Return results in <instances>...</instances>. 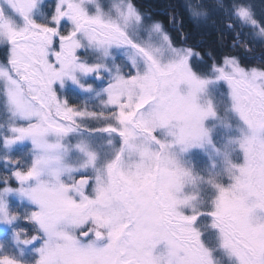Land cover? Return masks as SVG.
<instances>
[{"label":"snow or ice","instance_id":"snow-or-ice-1","mask_svg":"<svg viewBox=\"0 0 264 264\" xmlns=\"http://www.w3.org/2000/svg\"><path fill=\"white\" fill-rule=\"evenodd\" d=\"M169 8L0 0V264H264V0Z\"/></svg>","mask_w":264,"mask_h":264},{"label":"trees","instance_id":"trees-1","mask_svg":"<svg viewBox=\"0 0 264 264\" xmlns=\"http://www.w3.org/2000/svg\"><path fill=\"white\" fill-rule=\"evenodd\" d=\"M144 7H150L154 12L160 14V18L167 21V16L163 15V13L171 12V8L169 5H174L176 14L178 19L184 20L183 31L185 33H189V44H195L197 46V50L204 51L207 49L213 50L217 54H223L224 52L229 51L228 45L231 41V33L225 32L223 37H221L220 32L217 28H209V29H200L197 28L192 22H190L187 17L183 14L181 5L183 0H141ZM170 31L174 36H177L175 28H172L169 25ZM254 44V43H253ZM256 45V44H255ZM261 46L260 44H257ZM250 52H240L242 57H245V61L261 63L260 56L264 53V49L255 48L253 45H250ZM3 53L0 51V57H2Z\"/></svg>","mask_w":264,"mask_h":264},{"label":"rangeland","instance_id":"rangeland-1","mask_svg":"<svg viewBox=\"0 0 264 264\" xmlns=\"http://www.w3.org/2000/svg\"><path fill=\"white\" fill-rule=\"evenodd\" d=\"M256 44V45H255ZM258 43H254V44H252L255 48H260V49H264V46H258L257 45ZM250 47V46H249ZM251 48V47H250ZM216 54H217V52H216ZM219 54V53H218ZM245 63H250V64H257V63H254V62H247V61H245Z\"/></svg>","mask_w":264,"mask_h":264}]
</instances>
